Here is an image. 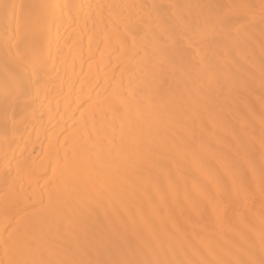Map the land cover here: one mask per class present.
Returning a JSON list of instances; mask_svg holds the SVG:
<instances>
[{
    "label": "bare ground",
    "instance_id": "obj_1",
    "mask_svg": "<svg viewBox=\"0 0 264 264\" xmlns=\"http://www.w3.org/2000/svg\"><path fill=\"white\" fill-rule=\"evenodd\" d=\"M0 264H264V0H0Z\"/></svg>",
    "mask_w": 264,
    "mask_h": 264
}]
</instances>
